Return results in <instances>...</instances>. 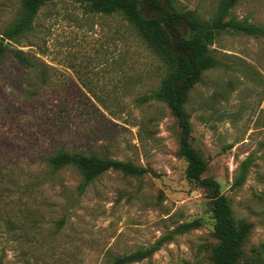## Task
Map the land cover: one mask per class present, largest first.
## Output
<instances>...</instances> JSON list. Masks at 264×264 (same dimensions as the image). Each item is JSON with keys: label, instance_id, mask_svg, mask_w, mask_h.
<instances>
[{"label": "rangeland", "instance_id": "obj_1", "mask_svg": "<svg viewBox=\"0 0 264 264\" xmlns=\"http://www.w3.org/2000/svg\"><path fill=\"white\" fill-rule=\"evenodd\" d=\"M20 4L0 0V30ZM174 4L208 21L219 0ZM231 14L264 27V0H239ZM13 47L33 67L7 55L0 69V264H110L158 245L133 264H212L209 194L186 178L176 119L148 98L165 65L126 17L52 0ZM209 48L218 66L189 94L190 141L207 161L203 177L231 201L233 221L252 226L244 259L264 264V37L227 31ZM58 150L146 172L110 169L80 192L79 171L48 165Z\"/></svg>", "mask_w": 264, "mask_h": 264}, {"label": "trees", "instance_id": "obj_2", "mask_svg": "<svg viewBox=\"0 0 264 264\" xmlns=\"http://www.w3.org/2000/svg\"><path fill=\"white\" fill-rule=\"evenodd\" d=\"M52 0H21L16 17L0 30V69L7 55L25 67H33L23 51L14 48L33 29L36 15L44 4ZM93 13H122L146 47L164 63L166 74L159 89L148 97L164 103L179 126L178 154L187 163L186 178L204 188L209 194L213 218V237L217 241L210 254L212 264H251L244 259L243 246L251 232V224L234 222L231 201L222 193L221 185L211 177H203L207 161L191 144V122L185 110L189 94L201 82L206 70L218 66L212 57L210 45L224 32H234L253 37H264V27L237 20L231 10L239 0H219L215 17L201 20L194 14L179 11L174 0H77ZM185 27V30H184ZM2 101L0 98V108ZM53 171L71 167L79 171L84 189L106 171L113 169L130 176H141L146 171L131 162L101 157L93 152L58 150L48 158ZM200 225L199 221L184 225V230ZM159 248H140L132 253L117 256L110 264L140 262Z\"/></svg>", "mask_w": 264, "mask_h": 264}]
</instances>
